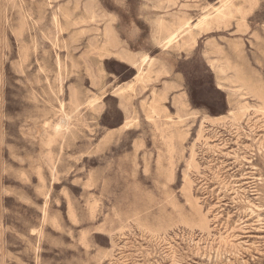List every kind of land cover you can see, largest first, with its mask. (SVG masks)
<instances>
[{"label": "rangeland", "instance_id": "1", "mask_svg": "<svg viewBox=\"0 0 264 264\" xmlns=\"http://www.w3.org/2000/svg\"><path fill=\"white\" fill-rule=\"evenodd\" d=\"M0 264H264V0H0Z\"/></svg>", "mask_w": 264, "mask_h": 264}, {"label": "snow or ice", "instance_id": "2", "mask_svg": "<svg viewBox=\"0 0 264 264\" xmlns=\"http://www.w3.org/2000/svg\"><path fill=\"white\" fill-rule=\"evenodd\" d=\"M134 3V0H120V7L124 12H127L129 6ZM129 29L131 30L129 32ZM123 30L129 32V35L134 37L136 35L137 29L134 25L130 23L123 24ZM118 76L123 71L122 67H116L112 69ZM176 73H179V77L189 84L193 85V104L194 105H204L211 107L213 104L218 102V94L214 88H203L201 87L199 91L195 90L196 85L203 84V67L200 61L195 57H191L181 63L175 69ZM111 79V77H109ZM222 100V97H220ZM118 115V114H117Z\"/></svg>", "mask_w": 264, "mask_h": 264}, {"label": "bare ground", "instance_id": "3", "mask_svg": "<svg viewBox=\"0 0 264 264\" xmlns=\"http://www.w3.org/2000/svg\"><path fill=\"white\" fill-rule=\"evenodd\" d=\"M83 10H84V8H83ZM85 11V10H84ZM218 13V12H217ZM223 13V12H220V10H219V14H218V16L219 15H221V14ZM90 14H91V12H90ZM217 15V14H216ZM224 15V14H223ZM229 15H230V13H229ZM225 16V15H224ZM66 17V16H65ZM216 17V16H215ZM214 17V18H215ZM228 17V16H227ZM93 18V17H92ZM222 18H223V16H222ZM83 19V18H82ZM91 19V18H90ZM179 19V18H178ZM215 20V19H214ZM88 21V20H87ZM216 21V20H215ZM203 23V22H202ZM219 23V22H218ZM75 24V23H74ZM58 25V24H57ZM79 25V24H78ZM202 26V25H201ZM209 26V25H208ZM218 27V26H217ZM60 28V27H59ZM199 30H201L200 28H199ZM208 30V29H207ZM183 31V24H180V25H177L174 29H172L171 31H169L168 32V34H167V39H168V41H171V40H173L175 37H176V35L178 34V33H180V32H182ZM73 35V34H72ZM79 35V34H78ZM97 41V40H96ZM142 60V59H141ZM140 60V61H141ZM58 62V61H57ZM71 63V62H70ZM72 64V63H71ZM74 65V64H73ZM62 66V65H61ZM137 77V76H136ZM140 78V77H139ZM139 83V82H138ZM129 87H130V85H129ZM128 87V88H129ZM173 88V87H172ZM241 89V88H240ZM125 90V89H124ZM171 90V89H170ZM127 92V91H126ZM134 92V91H133ZM251 95V94H250ZM161 99V98H160ZM165 99V98H164ZM164 101V100H163ZM162 102V101H161ZM144 104V103H143ZM150 105V104H149ZM157 106V105H156ZM183 106V105H182ZM152 107H154V106H152ZM151 108V107H150ZM157 112V111H156ZM153 115V114H152ZM148 118V117H147ZM154 118V117H153ZM148 120V119H147ZM183 120V119H182ZM181 120V121H182ZM129 121H131V120H129ZM183 122V121H182ZM128 123H130V122H128ZM155 124V123H154ZM179 124V123H178ZM137 125V124H136ZM123 126H126V124L125 125H123ZM57 128V127H56ZM201 132V131H200ZM209 140V139H208ZM191 145H193V144H191ZM194 146V145H193ZM195 148V147H194ZM252 205V204H251ZM219 254V253H218Z\"/></svg>", "mask_w": 264, "mask_h": 264}]
</instances>
